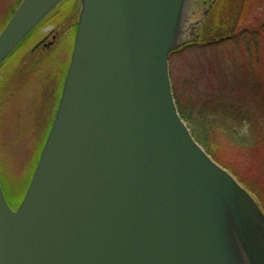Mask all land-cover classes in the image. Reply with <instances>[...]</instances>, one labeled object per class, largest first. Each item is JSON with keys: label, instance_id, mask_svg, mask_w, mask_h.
<instances>
[{"label": "water", "instance_id": "1", "mask_svg": "<svg viewBox=\"0 0 264 264\" xmlns=\"http://www.w3.org/2000/svg\"><path fill=\"white\" fill-rule=\"evenodd\" d=\"M62 1L21 2L0 67ZM216 1L191 21L192 0H80L17 209L0 182V264H264V211L195 139L172 87V52L202 38Z\"/></svg>", "mask_w": 264, "mask_h": 264}, {"label": "rangeland", "instance_id": "2", "mask_svg": "<svg viewBox=\"0 0 264 264\" xmlns=\"http://www.w3.org/2000/svg\"><path fill=\"white\" fill-rule=\"evenodd\" d=\"M18 1L0 0V28L13 13ZM200 1L199 7H195L196 2L192 0L193 7L189 12L191 21L201 19L214 0ZM219 2L216 1L212 10L207 12L204 26L200 30L202 38L191 43L194 45L170 56V71L173 69V75L182 92L189 93L188 86L191 89L199 87L198 93H206L212 102L234 100L236 96L238 100L256 99L260 104L264 96V0H227L222 8H218ZM79 8L80 0H63L58 4L54 9L57 11H53L51 15L56 23L38 29V34L42 36L47 32L54 35L46 41V46H39L41 39L34 34L25 43V48L32 52V59L50 52L54 61L59 58L69 59L73 50V29L78 22ZM226 19L232 22L226 23ZM217 24H220L221 33L238 30L241 36L240 31L248 32L239 42L219 43L215 49H209V38L214 39V42L218 39L212 37ZM246 49L250 52L244 53L243 50ZM240 89L242 92L238 94ZM16 96L11 100L10 116L6 117L5 124L0 128V180L13 208L24 197L29 186V177L34 170L36 154L41 145L40 137L44 134L42 114L48 108L46 104L43 105L37 116L31 114L28 119L26 115L30 114L29 111L32 112L33 105L26 104V101L29 102L28 96L31 98L32 94L25 101L22 100V106L19 103L20 98ZM222 153L238 163L236 155L228 147L222 149ZM240 163L242 171L246 172V166L242 161Z\"/></svg>", "mask_w": 264, "mask_h": 264}, {"label": "trees", "instance_id": "3", "mask_svg": "<svg viewBox=\"0 0 264 264\" xmlns=\"http://www.w3.org/2000/svg\"><path fill=\"white\" fill-rule=\"evenodd\" d=\"M219 1L220 5L218 8H222L227 3V0ZM21 2L22 0L17 2L16 8ZM52 12L36 27L31 35L34 34L38 39H41L43 36L42 34H38L39 27L56 23L51 17ZM13 13L6 19L4 25L2 24L0 33ZM233 19L231 18V20ZM227 20L229 19L225 20L226 23L232 22L231 20ZM76 27L77 24L74 29V36ZM219 27L220 24H217L212 36L218 39L214 42V39L211 40L212 38H209L211 41L208 45L209 49H215L219 43L239 42L241 37L248 32L246 30L240 31L241 36L237 29L236 32L221 33ZM250 35L253 34L250 33ZM27 39L21 43L0 67V128L5 124L6 117L10 116L9 112L11 110L9 109L12 108L10 104L12 103V97L15 95L20 98L19 103L22 106V100L25 101L26 97L32 94L31 98L28 96L29 102L26 101V104L33 105L32 112L29 111L30 114L26 115L28 119H30L31 114L37 116V112H40L43 105H47V112L42 114L44 134L40 137L41 145H39V150L36 154L35 169L55 117L71 55L69 59L59 58L54 61L53 54L50 52L32 59L30 57L32 56V52L30 49L25 48ZM189 45L194 44H188L172 52L171 57ZM243 52L249 53L250 51L246 49ZM171 81L179 112L188 124L195 139L216 162L235 176L256 198L264 211V96L261 102H259L260 104H258L256 99L239 98L238 100L236 96L234 100L212 102L208 99L206 93H198L199 87L191 89L188 86L189 93L187 91H180L173 75V69L171 71ZM240 90L238 94L242 92V89ZM227 147L234 152L238 163L233 162L232 158H227L228 156L223 155L222 149L225 150ZM260 153L262 156H259ZM240 161L246 166V172L242 171ZM33 172L29 177V181ZM22 199L15 208L19 206Z\"/></svg>", "mask_w": 264, "mask_h": 264}, {"label": "flooded vegetation", "instance_id": "4", "mask_svg": "<svg viewBox=\"0 0 264 264\" xmlns=\"http://www.w3.org/2000/svg\"><path fill=\"white\" fill-rule=\"evenodd\" d=\"M54 35L52 34V32H50V33H46L45 35H44V37L39 41V44L40 45H45V43H46V41H48L49 39H50V37H53ZM46 46V45H45Z\"/></svg>", "mask_w": 264, "mask_h": 264}]
</instances>
